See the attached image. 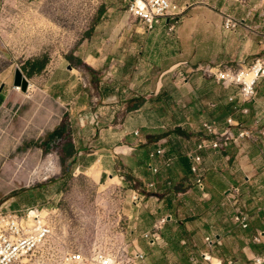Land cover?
Returning <instances> with one entry per match:
<instances>
[{
    "label": "rangeland",
    "instance_id": "rangeland-1",
    "mask_svg": "<svg viewBox=\"0 0 264 264\" xmlns=\"http://www.w3.org/2000/svg\"><path fill=\"white\" fill-rule=\"evenodd\" d=\"M172 1L183 7L174 25L189 55L212 66L225 60L233 69L264 59V0ZM227 18L236 23L234 28L225 27ZM140 26L127 11L126 0H0V79L9 83L11 73L28 60L48 59L39 74L29 77L22 69L30 81L27 93L8 84L11 100L0 112V211L28 209L27 203L37 197L33 206L49 208L54 228L32 257L17 264H71L67 257L74 253L81 254L80 264H96L99 255L112 264H212L205 255L219 264H264V171L248 181L243 175L231 180L225 160L217 170L224 189L228 187L226 194L224 189L214 191L210 198L204 189L183 200L177 181L168 174L172 165L161 168L156 181L160 173L151 174L142 152L157 147L154 140L187 117L186 108L151 113L150 126L155 128L150 129L147 148L122 145L114 135L117 130L109 128L128 120V129L138 130L129 141L143 139L146 133L138 127L143 122L126 112L132 100H141L133 94L151 91L157 82L174 89V82H184L175 76L179 70L187 80L185 66L157 81L145 80L138 62L120 64L136 54L133 37ZM67 63L74 77L65 69ZM199 65L191 66L201 72ZM78 78L81 93L72 85ZM144 101L143 107L155 102V109H164V104ZM186 126L205 138L193 124ZM61 137L64 142H58ZM74 139L80 151L76 160L63 152ZM261 150L264 156L263 146ZM47 165L53 172L44 170ZM38 169L41 174L32 176ZM151 180L157 184L148 190ZM136 190L144 193L138 209L130 202ZM192 203L196 219L189 216ZM238 214L246 217L248 229L235 223ZM190 220H195L201 238L191 240L186 234ZM229 226L237 229L236 235H228ZM151 230L159 236L154 246L142 237ZM216 234L222 236V245L209 252ZM136 252L145 256L141 263L133 262Z\"/></svg>",
    "mask_w": 264,
    "mask_h": 264
},
{
    "label": "crops",
    "instance_id": "crops-1",
    "mask_svg": "<svg viewBox=\"0 0 264 264\" xmlns=\"http://www.w3.org/2000/svg\"><path fill=\"white\" fill-rule=\"evenodd\" d=\"M166 22L167 19H164V24L156 26L152 31H146L140 26L138 28L139 30L136 31V34H134L133 37V44L136 48V54H134L131 59L127 57L126 59H120V64H124L123 67H125L130 63V60L133 65L138 62L139 68L144 66V79H156L157 81H159L161 76H164L170 72V75L173 76L172 73L174 70H176L179 66L181 68L185 66V71H187V80L181 84H176V82H174V89L170 88L169 90L164 89L163 83L159 84L157 82L155 88L151 91L146 90L145 93H139L140 96L133 94V97L141 99V103L134 109L127 108L126 112L133 113V117L135 118L134 120L136 122H143L138 125L140 131L142 133H146L143 139H136V143L129 141V139H133L132 134L134 135V132H138V130L128 129L126 125L128 120L124 121L122 125L118 126L111 124L109 125V128H115L117 130L116 134L114 135L118 136V139L122 145H128V147L133 146L132 148L134 150L142 145H144V148H147L146 144L150 142V136H152L150 135L151 133L149 134V132H152L150 129L155 128L150 126L149 116H151V113L154 111H159L160 113V111L164 110H167V112L172 110L173 112V109L182 110V108H186V111L189 113V115L184 119L181 117V121L178 122V124L174 123V125H172V129H170L171 131L164 133L165 135L162 138H158V140L155 139L156 142L155 140L153 142V144L158 142L157 146L162 145L167 150V154L175 156L172 166L168 169V174H170V177L173 178L174 181H177L180 189L178 194L184 200L191 197V194H193L194 197H197V195H199V193L202 191L198 190L193 183V177L189 169L190 160L186 157L188 152L195 151L196 144L201 135H197L195 131H191L188 126L183 127V124L189 126H192L193 124L197 130L203 133V136L204 132L201 129L202 121L215 122L219 127V132L221 135L226 131L231 130L233 135L237 136L240 131L253 128V126H256L259 129L260 126L264 125V117L259 118L260 112L264 110V80H261L257 84L256 104L254 101L249 100L240 102L241 107H248L250 108L251 112L249 114H241L239 112L235 113L233 126L226 125V119L228 118L230 112L229 107L231 106L227 98L231 95H234L236 88L234 86L226 87L221 82L214 80L213 77L207 76L200 71L195 72L193 70L194 67L191 65L197 66L199 64H207L205 59H200L189 55L188 50H186L187 46L184 45V42L180 38V34H178V29L175 28L174 25V29L169 31L167 29L168 24H166ZM89 58L94 59L93 56H89ZM96 62L98 63V61ZM218 64L226 65L227 63L225 60H219L216 65ZM189 65L191 68H188L190 67ZM92 68L94 69L95 67ZM65 69L68 71V73H70V77H74V72L70 71L69 63L65 65ZM121 69L122 68H120V71ZM14 76L15 71H13L11 76H9V83H11L12 87H14ZM79 80L80 79L78 78L75 79L74 82L72 81V85L73 88L79 86V88L75 91H80L81 93L82 87L79 83ZM9 83L6 80L0 79V87L2 84H4V88L0 92V96L3 97V99H0V112L8 106L11 100V89L8 85ZM58 83L59 82H55V84ZM135 93H137V90ZM118 94H120V92ZM144 100H146V102L151 100L164 104V109H155V102H152L153 104L151 103L150 107H143L144 104L142 103L145 102ZM71 110H73V108ZM140 119H142V121ZM161 127L163 128V126ZM120 131H122V134L120 133L121 135L119 136L117 132ZM157 132L163 133V131ZM128 134H131V136ZM258 134L259 133L257 132L256 136H254V139H257V141L259 143L261 142V144H259L257 141H254V139L238 138L236 142H231L228 147L219 153L213 150L199 151V154L203 159L202 169L204 171V189L207 191V195H210V198L211 193H214V191H221L224 189V183L220 179L217 169H220L219 165H225V160H229L228 164L230 167L228 172L230 174L229 178L231 180H234L235 176L243 175L245 181H248L256 172L264 171V156L261 150V146L264 147V138ZM73 143L75 145L76 151L73 159L76 160L78 158V154H80V151L76 146L75 139L73 140ZM78 143L80 142L78 141ZM142 154H145L147 156V161H149L148 153H145V150L142 152ZM261 158H263V161H261ZM44 170L49 173L53 172L50 165H47V168ZM163 170L164 169H162V171ZM168 170H164L163 172L166 171L165 173H167ZM40 174L41 171L38 169L34 171L32 176L37 177ZM161 174L162 173L156 177V181L161 179ZM187 186L190 187L188 191L185 188ZM227 192L228 187L224 189L222 193L226 194ZM166 199L161 198L160 201L163 202L164 200L166 201ZM34 200L35 201L33 203L29 204V202L27 205H31L29 207H35L33 205L38 202L39 199L36 197ZM166 202L169 206L172 205L173 198L169 197ZM190 208V210H193V212L192 215L189 216L196 219V216L198 215V211L196 209L197 206L192 203ZM142 218L143 216H141L140 221ZM136 219L138 220L139 216H137ZM167 219L168 222L169 220L171 221L172 215H168ZM189 223L190 227L188 225L185 226L188 237H190L191 240L200 237V232L197 231V228H194L195 220H190ZM229 227L231 230L228 231V235H236L237 229L232 228V226ZM257 232H259V230H257ZM227 238L232 237L230 236ZM214 239L215 242H212L211 248L208 250L209 252H211L216 246L220 247L222 245V236L216 234ZM249 249L251 250L250 246ZM205 257L208 258L207 261L211 262L212 264H219L218 260H216L214 257H209L208 255H205Z\"/></svg>",
    "mask_w": 264,
    "mask_h": 264
},
{
    "label": "built area",
    "instance_id": "built-area-1",
    "mask_svg": "<svg viewBox=\"0 0 264 264\" xmlns=\"http://www.w3.org/2000/svg\"><path fill=\"white\" fill-rule=\"evenodd\" d=\"M127 11L137 18L141 26L146 31H152L156 26L164 24V19H167L168 30L174 28L179 14L183 11V7L179 6L172 0H126ZM236 23L227 18L225 27L232 29ZM196 69L207 76L213 77L217 82H221L224 86H234L236 92L229 96L230 103L229 116L226 119V125L233 126L234 114H249L250 108L241 107L242 101H254L257 103L256 86L264 80V59L255 58L250 65L233 69L230 66L209 64L199 65ZM176 78L186 80L183 71L175 73ZM264 117V110L260 112V117ZM201 129L204 132L205 138H200L196 144L195 151L188 152L186 157L190 160V173L193 177V183L198 190L204 192V171L202 169L203 159L199 151L213 150L221 152L228 147L231 142H236L238 138L254 139V136L261 133L264 136V129L260 130L253 126L251 130H242L237 136H234L231 130L220 134L219 127L215 122L202 121ZM138 132L135 131L134 135ZM58 138V137H57ZM256 140V139H254ZM64 142V138L58 139V142ZM148 169L153 176L160 173L161 168H169L174 161L172 155L167 154V150L158 145L148 154ZM156 181L151 180L146 187L148 190L155 189ZM205 196V193H202ZM144 193L136 190L131 193L130 202L135 208L142 206ZM49 208L41 206L23 209L19 211H0V264H17L20 260L30 258L34 253L50 238L53 233V223L49 217ZM235 223L243 229L248 228L247 219L243 214H238L235 218ZM156 230L157 226H153ZM145 232L142 237L151 242L154 246L155 241L158 242L159 236L154 231ZM212 244V243H211ZM209 244V245H211ZM144 254L136 252L133 256L134 263L144 261ZM67 261L71 264H80L82 256L80 253L68 255ZM109 262L102 256L96 257V264H108Z\"/></svg>",
    "mask_w": 264,
    "mask_h": 264
},
{
    "label": "trees",
    "instance_id": "trees-1",
    "mask_svg": "<svg viewBox=\"0 0 264 264\" xmlns=\"http://www.w3.org/2000/svg\"><path fill=\"white\" fill-rule=\"evenodd\" d=\"M70 59L73 57H69ZM48 65V59L44 58V59H36V60H28L24 66L22 67V69L27 73V75L29 77L35 75V74H39L41 72H43L46 68V66ZM0 99H3L2 96H0ZM141 103V101H136V100H132L131 101V105L128 108L134 109L135 107H137L139 104ZM64 154L71 158L74 157L76 154L75 151V145L72 142H68L66 145V148L64 149Z\"/></svg>",
    "mask_w": 264,
    "mask_h": 264
},
{
    "label": "water",
    "instance_id": "water-1",
    "mask_svg": "<svg viewBox=\"0 0 264 264\" xmlns=\"http://www.w3.org/2000/svg\"><path fill=\"white\" fill-rule=\"evenodd\" d=\"M70 69H73L71 66ZM30 81L23 73L22 69L17 67L15 69V76H14V87L20 88L23 93H27L29 91ZM4 84L0 87V92L3 90Z\"/></svg>",
    "mask_w": 264,
    "mask_h": 264
},
{
    "label": "bare ground",
    "instance_id": "bare-ground-1",
    "mask_svg": "<svg viewBox=\"0 0 264 264\" xmlns=\"http://www.w3.org/2000/svg\"><path fill=\"white\" fill-rule=\"evenodd\" d=\"M17 90L19 89V88H16ZM206 258V257H205ZM206 260H208V258H206ZM108 264H112L111 262H109Z\"/></svg>",
    "mask_w": 264,
    "mask_h": 264
}]
</instances>
